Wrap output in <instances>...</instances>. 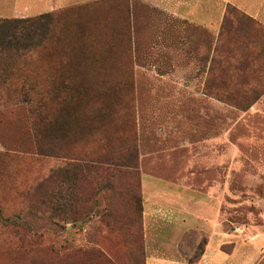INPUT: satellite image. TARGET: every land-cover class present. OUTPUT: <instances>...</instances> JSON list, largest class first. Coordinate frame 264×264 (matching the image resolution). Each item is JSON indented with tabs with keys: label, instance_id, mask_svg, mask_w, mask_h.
I'll list each match as a JSON object with an SVG mask.
<instances>
[{
	"label": "rangeland",
	"instance_id": "1",
	"mask_svg": "<svg viewBox=\"0 0 264 264\" xmlns=\"http://www.w3.org/2000/svg\"><path fill=\"white\" fill-rule=\"evenodd\" d=\"M50 13L44 46L0 55V264H146L147 174L218 185L227 222L259 245L250 264H264V24L228 5L209 53L194 36L182 49L135 39L129 0ZM201 110L214 111L216 165L178 141L143 155L142 144ZM97 154L101 173L79 171Z\"/></svg>",
	"mask_w": 264,
	"mask_h": 264
},
{
	"label": "crops",
	"instance_id": "2",
	"mask_svg": "<svg viewBox=\"0 0 264 264\" xmlns=\"http://www.w3.org/2000/svg\"><path fill=\"white\" fill-rule=\"evenodd\" d=\"M103 1L106 0H0V18L34 16ZM129 2L132 9V35L135 39L152 40L153 43L157 40L163 42L164 39L175 42L177 39L180 49L186 47L187 36H194L197 39L209 40V53L214 51L217 45L218 23L224 19L228 5L239 8L264 24V0H129ZM154 11L167 15L172 24L166 28L162 27L164 20L157 17ZM148 22L152 29L147 28ZM187 23L198 30L204 29L205 33L196 29L192 34H188L185 30ZM200 48L204 50L207 46ZM210 66L211 61L204 64L206 69ZM147 71L145 74L140 73L142 79L144 76L145 84L155 79V76ZM204 80L205 74L201 73L199 79H193L191 83L203 84ZM187 84L186 78L179 81V85ZM149 93L150 91L142 100L151 104L150 102H155V97ZM194 97H202V93H195ZM207 112L196 111V115L189 111L184 112L175 135L164 134L160 141L149 139L142 144L143 155L151 149L178 141V149L194 147L201 151L199 155L194 156L195 160L198 158L202 164L216 165L218 140L216 122L212 120L214 111ZM142 126L143 121L139 120L141 137ZM146 177L144 180L147 194L144 201L146 264H250L255 259L259 245L250 244L243 234L235 232L227 222V208L223 207L218 185L197 189L184 184L186 177L181 178L179 181L183 183H178L177 186L166 178L149 174ZM199 237L203 240V246L198 249L197 259L192 260Z\"/></svg>",
	"mask_w": 264,
	"mask_h": 264
},
{
	"label": "trees",
	"instance_id": "3",
	"mask_svg": "<svg viewBox=\"0 0 264 264\" xmlns=\"http://www.w3.org/2000/svg\"><path fill=\"white\" fill-rule=\"evenodd\" d=\"M52 21L50 12L27 17L0 18V55L13 51L24 55L44 46ZM105 158L101 154L93 158H84L81 160L83 166L79 171L90 174L101 173L102 166L106 163Z\"/></svg>",
	"mask_w": 264,
	"mask_h": 264
}]
</instances>
